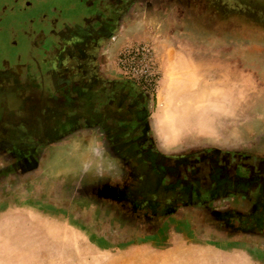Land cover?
I'll list each match as a JSON object with an SVG mask.
<instances>
[{
    "label": "flooded vegetation",
    "instance_id": "1",
    "mask_svg": "<svg viewBox=\"0 0 264 264\" xmlns=\"http://www.w3.org/2000/svg\"><path fill=\"white\" fill-rule=\"evenodd\" d=\"M23 1L0 5V192L46 148L90 131L116 174L73 191L107 205L119 225L155 229L189 213L198 227L264 243V148L163 153L152 141L148 95L129 80L138 99H105V42L124 17L171 16L187 0H51L44 13L34 6L22 17Z\"/></svg>",
    "mask_w": 264,
    "mask_h": 264
},
{
    "label": "rangeland",
    "instance_id": "2",
    "mask_svg": "<svg viewBox=\"0 0 264 264\" xmlns=\"http://www.w3.org/2000/svg\"><path fill=\"white\" fill-rule=\"evenodd\" d=\"M26 1L30 3L22 17L29 15L34 6L36 11L45 12L51 4V0ZM13 2L0 0V5L10 7ZM199 2L187 0L184 10L173 9L171 16L161 14L156 34L161 38L173 27L205 45L212 44L220 59L228 58L247 67L251 99L153 97L149 103L150 124L159 125L168 136L164 143L160 139L157 143L169 153L204 146L262 149L264 0ZM174 75L178 80L182 73ZM158 117L161 124L156 122ZM79 158L68 160L75 173ZM61 159L62 163L64 156ZM44 166L37 177L41 187L37 192L33 184L24 187V183L16 182L10 185L11 196L0 203V264H264V243L259 239L228 238L176 217L148 230L119 225L107 205L75 194L73 188L80 184L66 183L74 173L67 167L55 168L54 154ZM115 170L111 163L109 167L92 166L86 179H108L116 174ZM58 179L64 183L59 184V192L54 190V199H49L52 189L57 188L50 181ZM25 190L27 199L22 194Z\"/></svg>",
    "mask_w": 264,
    "mask_h": 264
},
{
    "label": "crops",
    "instance_id": "3",
    "mask_svg": "<svg viewBox=\"0 0 264 264\" xmlns=\"http://www.w3.org/2000/svg\"><path fill=\"white\" fill-rule=\"evenodd\" d=\"M130 13L124 17L121 26L105 42L102 64V71L105 75V85L103 84L106 87L105 99H138L134 93L136 87L121 75L116 64L119 49L124 44L133 41H147L155 47L162 74L155 99H251L250 71L247 67L228 58L220 59L218 52H213L217 48H214L212 44L210 46L205 45L198 38L177 32L173 27L164 31V35L160 38L159 35L161 34H156V32L161 23L160 15L163 14L161 12H152L151 14L131 11ZM124 30L126 32L123 35ZM174 72H181V78L176 80ZM149 99H153V97H149ZM150 118L149 112V122ZM156 120L158 124H161L159 117ZM150 132L155 147L163 153H169V151H165L163 145L157 143V140L160 139L163 142L164 137H168L162 133L161 127L159 125L153 127L150 124ZM90 135V131L84 130H78L72 135H67L64 140L46 148L43 156L40 155L32 167H28L26 172L19 174L21 179L15 180V182L11 180L7 184L24 183V187L33 184L32 189L37 192L39 187L37 177L41 175L39 171L41 172L45 167V162L54 154L55 168L67 167L74 173L70 181L66 180L67 184L82 182L89 186L90 183L84 182L90 180L86 179L87 176L89 178L90 168L92 166L109 167L111 163V159L101 151L100 146L89 140ZM63 156L66 163H63L64 161L61 163ZM74 157H80L76 173L72 169L73 167L68 164V160ZM40 182L43 181L40 180ZM50 182L56 184L57 187L52 189V195L49 197V199H54V190L59 192L58 186L64 181L58 179ZM10 185L0 192V203L11 196ZM39 192L42 193V190ZM22 194L24 199L29 197L26 190ZM40 196L42 197V195ZM184 214L169 218L184 219V223L192 225L198 222L195 216L189 213Z\"/></svg>",
    "mask_w": 264,
    "mask_h": 264
},
{
    "label": "built area",
    "instance_id": "4",
    "mask_svg": "<svg viewBox=\"0 0 264 264\" xmlns=\"http://www.w3.org/2000/svg\"><path fill=\"white\" fill-rule=\"evenodd\" d=\"M116 64L123 77L149 97H156L162 74L152 43L133 41L124 44L119 49Z\"/></svg>",
    "mask_w": 264,
    "mask_h": 264
}]
</instances>
